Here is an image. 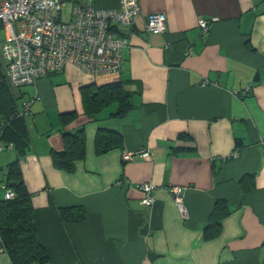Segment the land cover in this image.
I'll return each mask as SVG.
<instances>
[{
  "label": "crops",
  "instance_id": "obj_1",
  "mask_svg": "<svg viewBox=\"0 0 264 264\" xmlns=\"http://www.w3.org/2000/svg\"><path fill=\"white\" fill-rule=\"evenodd\" d=\"M75 2L85 0L66 5ZM94 3L119 8L121 0ZM139 4L134 24L117 32L128 40L121 73L67 65L13 89L19 105L34 100L24 155L0 151V196L19 158L37 239L48 255L37 264H264V0ZM159 12L166 30L148 32L147 15ZM213 17L203 32L199 20ZM115 81L131 94L128 113L112 116V104L88 116L86 93ZM99 127L119 132L121 146L98 153ZM79 128L84 158L71 172L58 169L52 152L66 147L64 132ZM124 152L132 158L123 160ZM144 182L155 185L151 206L141 202ZM173 185L184 189L186 218ZM218 201L226 212L210 237L205 228ZM78 208L86 212L82 221L61 218L60 209ZM0 264H11L1 247Z\"/></svg>",
  "mask_w": 264,
  "mask_h": 264
},
{
  "label": "built area",
  "instance_id": "obj_2",
  "mask_svg": "<svg viewBox=\"0 0 264 264\" xmlns=\"http://www.w3.org/2000/svg\"><path fill=\"white\" fill-rule=\"evenodd\" d=\"M71 0H0V56L6 67L9 83L19 88L33 85L38 78L74 65L89 74H119L123 69L122 51L128 46L125 36L117 34L131 27L140 13L139 0H121L119 8H99L94 0L75 2L69 20L63 21L62 10ZM200 19L203 32L212 21ZM166 14L147 15L145 29L154 34L166 30ZM248 87L245 91L249 90ZM34 98L22 103L25 118L30 117ZM12 147L0 142V151ZM142 158L150 157L148 150L137 152ZM132 152H124L123 160H130ZM142 204L151 206L155 201V185L140 183ZM182 218H186L184 189L173 185L169 188ZM14 192L6 189L5 199H12Z\"/></svg>",
  "mask_w": 264,
  "mask_h": 264
},
{
  "label": "trees",
  "instance_id": "obj_3",
  "mask_svg": "<svg viewBox=\"0 0 264 264\" xmlns=\"http://www.w3.org/2000/svg\"><path fill=\"white\" fill-rule=\"evenodd\" d=\"M14 88L7 79L6 67L0 56V142L6 146L11 144L21 157L28 145V132L26 118L22 114L23 105H19ZM84 101L85 113L91 118L112 104H117L111 114L114 117H123L132 107L131 94L119 81L95 87L86 93ZM73 115L74 113L64 114L62 120L65 122L63 117ZM63 136L66 139V147L62 151H53L52 160L58 169L71 172L75 162L84 158L85 132L83 128H79L75 132H64ZM121 143L122 136L119 132L98 128L95 138L98 153L121 146ZM7 176V189L14 192V197L5 199L4 194L0 196V247L7 253L11 264L44 263L48 255L37 239L32 219L31 195L22 179L19 158L9 165ZM221 205L223 202L218 201L212 211L205 228L207 236H214L220 230L221 215L223 211L226 212V206L221 209ZM60 216L63 220L78 222L86 217V212L83 208L60 209Z\"/></svg>",
  "mask_w": 264,
  "mask_h": 264
},
{
  "label": "rangeland",
  "instance_id": "obj_4",
  "mask_svg": "<svg viewBox=\"0 0 264 264\" xmlns=\"http://www.w3.org/2000/svg\"><path fill=\"white\" fill-rule=\"evenodd\" d=\"M71 6L70 5H66L64 8H63V12H62V19L63 21H67L69 20V17H70V9ZM4 38V33L2 30H0V40H2Z\"/></svg>",
  "mask_w": 264,
  "mask_h": 264
}]
</instances>
